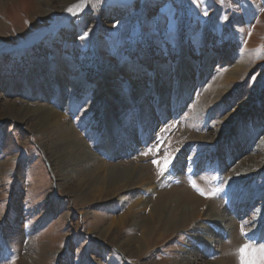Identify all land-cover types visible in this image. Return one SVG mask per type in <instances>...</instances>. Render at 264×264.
Here are the masks:
<instances>
[{
  "label": "rangeland",
  "instance_id": "obj_1",
  "mask_svg": "<svg viewBox=\"0 0 264 264\" xmlns=\"http://www.w3.org/2000/svg\"><path fill=\"white\" fill-rule=\"evenodd\" d=\"M40 1L30 15L10 5L17 26L0 0L2 34L11 44L30 39L0 58V264H176L186 243L202 255L200 264H264L263 206L250 202L246 178L235 183L240 164L264 142V0H203L199 7L149 0V8L127 0L130 9L124 0ZM169 16L178 18L172 36L162 22ZM85 31L88 39L79 40ZM183 52L191 64L177 70ZM52 112L96 158L85 168L99 173H59L51 152L62 146V133L39 126ZM134 167L152 184L115 190L114 177ZM190 181L205 192L222 190L207 197ZM175 189L215 204L238 239L196 219L220 239L203 245L189 226L168 229L171 212L152 219L158 193ZM139 200L150 205L142 209ZM145 219L158 225L149 239Z\"/></svg>",
  "mask_w": 264,
  "mask_h": 264
},
{
  "label": "bare ground",
  "instance_id": "obj_2",
  "mask_svg": "<svg viewBox=\"0 0 264 264\" xmlns=\"http://www.w3.org/2000/svg\"><path fill=\"white\" fill-rule=\"evenodd\" d=\"M1 1H3V5H4L3 7H5L7 9L6 11L9 15L8 21L13 23V25H17V26H19L17 24V20H16V19H18V17L15 18V16H14L15 14L13 15L10 12V10H11L10 5H12V3H18L19 6L24 8L26 11L29 10L28 11L29 15L33 12H37V9L41 8L40 6L43 4V2H41L40 0H1ZM235 17H236V20H235L236 24L242 25L243 24V18L241 17V14L237 13V14H235ZM4 18H6V16ZM70 18L71 17H69L68 19H70ZM30 19H32V18H30ZM2 21H0V36H3V35H4L3 37L6 36L7 38L5 37V39L7 40L8 35L2 34V32H5L8 29V28H6L7 24H4ZM13 27H15V26H13ZM45 32H46V30L45 31L43 30L39 34H37V33L34 34L35 36L37 35L36 37H34V35H33L34 38L32 36L30 38H31V40L41 39V38H43V35ZM7 41L8 42L6 43L5 47L2 48V50L0 51V58L4 54H6L7 52H10L13 49L26 46L30 42V39L25 40L23 42H20L19 44H11V43H9V40H7ZM190 64H191V60L186 56V53L183 52L182 64L180 62L177 63L178 68H176V69L178 70L180 67L184 68ZM50 68H51L50 65H48V64L44 65V71L48 72L50 70ZM39 70H40V68L38 67L37 69H35V72L38 73V72H40ZM59 72H61V71H59ZM63 73H65V72H63ZM238 73H239V71H238ZM139 74H141V73L139 72ZM196 74L197 73L194 72V74L192 76L194 78H196L197 77ZM186 76H188V74ZM40 111L43 112L45 110L40 109L39 112ZM35 112H37V111H30L31 114H33ZM40 117H41L40 124H39L40 129H41V126L48 128L47 126L49 124L51 126L54 125L52 127H56L57 131L62 133L61 135H59V142L61 143L62 146L59 147V149L55 148V151L51 152V153H53V154H51V158L53 159V162L55 163V166L57 167V170L59 171V173L65 175V176H67V174H70V173L77 174V173L83 172V171L89 172L90 174L89 173H87V174L92 175V176H94L93 174H95L97 171L99 173L98 169L97 170H95V169L90 170V168H88V167L85 168L86 165L96 163L97 160L91 154V152L89 150H87V147L83 143V141H81L80 139L77 138V134H75V132L72 129L68 130L67 125L65 126L63 124L62 125L60 124V120L57 119L59 117V114H57V112L56 113L55 112L48 113V114L42 115ZM39 130L37 129V131H39ZM37 131L35 130V132H37ZM258 150H260V153L258 155L248 156L240 164L239 169L236 170L238 172V173H236V175H238V176H236L235 183L240 184V182H241L240 179L246 178V180L243 183H244V185H246V184L249 185V193H250V191L252 193L250 202H257L258 200L261 201L260 204L263 206V209L260 210L259 214H260V216L261 215L263 216L264 215V183H259L258 181L260 180V177H262L264 175V173H263V171H264V142L260 143V148H258ZM108 151L111 152V150H109V149H108ZM149 176L150 175L148 173H146L144 170H142L140 168L138 169L137 167H134V168H131L127 171V173L124 175L123 179H120L121 176L120 177L119 176L114 177V182H113L114 185L113 186H115V190L118 189L119 192L123 191L126 193H130L135 188H137L138 186H149L150 184H152V183H149ZM105 181H107V179H105ZM240 185H238V186H240ZM184 191L185 190H176L175 189L172 191L171 194H168V193H161L160 194V193H158L157 200H156V202L153 205V208L151 210V213H152L151 218L155 219L156 216L161 217V218H165L166 214H168V212H171V215H169V217H168V222L171 224V227L168 229L170 230L171 228H173L175 226V228H173V230L171 231L173 233L175 230H177L179 228H181V230H183V228H186L189 226V227H191L190 231L192 232L191 238L194 241H196V240L200 241V243H203V245L212 246L213 243L219 241L220 239H219L218 235L214 234L213 231L211 229H209L208 226H206L202 222H197V220H199V219L215 225L216 226L215 228H217V229L218 228L222 229L225 233H228L229 236L231 235V237L233 239H235V240L238 239L237 233L233 232L234 225L233 224H231V225L225 224L227 219L223 216L224 214L219 215V214H217V212H215V206H216L215 204H213L210 201L205 203V201L202 200L201 198H199L197 196H193V195L192 196L188 195ZM246 195L249 196L250 194H248V193L244 194L243 199L245 198ZM54 200H56L55 197L51 196L50 197V201H51L50 203H53ZM139 203H141L139 205H142V209H143V208L148 207L149 201L145 200L143 202V201L139 200ZM173 204H175L174 205L175 207L173 206ZM180 205H181V207H180ZM134 218H133V223H136L135 225L140 227L139 223H141V222H139L138 220H135L136 218L135 219ZM194 221H195V223H194ZM147 224H148V219H145L141 225L143 228L145 227L143 229V231H144L143 234H145V236H144L145 239H149L148 237H152V235L157 234L156 231L158 230L157 229L158 225H155V226L151 225L149 227V226H147ZM199 232H202V234ZM162 235L163 234H161V233L158 234L157 240H159L162 237ZM186 247L188 249L190 248V251L188 249H185V250L183 249L182 250V252H183L182 253L183 254L182 259L183 260L176 262V264H200L199 261H200V257H202V255L198 253L199 251L195 250V248H192L193 246L190 243H186ZM142 250H143L142 245H140L139 252H141ZM204 264H211V263H204ZM215 264H223V263L221 261H219Z\"/></svg>",
  "mask_w": 264,
  "mask_h": 264
},
{
  "label": "snow or ice",
  "instance_id": "obj_3",
  "mask_svg": "<svg viewBox=\"0 0 264 264\" xmlns=\"http://www.w3.org/2000/svg\"><path fill=\"white\" fill-rule=\"evenodd\" d=\"M190 2H191L192 4H194V5H196L197 7H199V6H200V3H202L203 0H190ZM219 3L223 4V0H219ZM152 6H153V5H151V4L149 3V0H145V7H146V8H149V7H152ZM209 6H211V5H209ZM123 7H125V8H129V9H130V8H132V7H134V6L131 5V4H129V3L127 2V0H124ZM67 11L71 13V12L73 11V9H72V8H69V9H67ZM203 15H204L205 17L209 16V13H208V11H207L206 9H205V11L203 12ZM222 19H223L225 22L229 21V17H228V16H224ZM177 21H178V18H172L171 16L165 18V19L162 21V22H164V23H166V24H168V25L170 26V33H169L170 36L174 35V33L171 31V29H174V28H175V26H176V24H177ZM140 23H141L142 26H144L145 21L141 19V20H140ZM113 27H116V25H114ZM89 31H90V30H89ZM89 31H85L82 35H80V36L78 37V39L81 40V41H85V40H87V39H88V36H89ZM142 35L146 36L147 33H143ZM154 163H155V161H154ZM168 163H169V161H168V160H165V162H164V168H161V169H160V174H163L164 170H165V169L167 168V166H168ZM190 184H191L192 187H193L194 189H196L201 195H204V196H207V197H212V196H214L217 192H219V191L222 190V189L216 188V189H213L211 192H205L204 190H202V189H200V188L198 187V185L196 184L195 181H190ZM246 247H247V246H246ZM262 247H264V246H262ZM241 252H243V249H241Z\"/></svg>",
  "mask_w": 264,
  "mask_h": 264
}]
</instances>
